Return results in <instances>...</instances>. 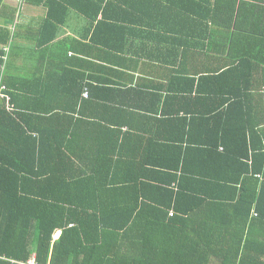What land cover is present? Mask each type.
<instances>
[{"label":"trees","instance_id":"obj_1","mask_svg":"<svg viewBox=\"0 0 264 264\" xmlns=\"http://www.w3.org/2000/svg\"><path fill=\"white\" fill-rule=\"evenodd\" d=\"M49 1L56 0L21 4ZM114 2H105L113 14H103L98 26L111 27L116 16L132 25L139 18L151 25L146 30L158 28L139 39L143 51L158 39L169 47L168 55L182 51L185 62L177 72L186 76L185 85L163 103L160 98L159 116L145 119L152 137L137 150L126 143L133 135L131 127L115 123L112 111L105 117L81 112L94 98L91 86H82L88 99L76 100L81 109L74 111L77 118L68 116L71 127L78 130L87 121L91 127L101 122L112 127L103 141L96 142L94 132L90 140H80V149L48 146L34 134H43L38 130L41 122H54V116L20 111L14 102L17 90L10 93L13 46L11 33L5 31L0 86L6 87L2 94L10 101L0 94V264L26 262L32 256L37 264H260L256 252H264V101L259 91L264 92V83H255L258 57L233 46L234 55L232 49L236 42L255 38L256 32L240 35L246 28L245 0H161L154 4L161 15L155 7L142 6L137 17L115 13ZM116 3L130 11L141 1ZM78 9L93 21L101 6L93 15ZM217 36L231 48L209 45ZM196 39L200 52L191 51H197ZM211 52L230 60L214 71L206 69L209 74L198 81L190 78L187 59H207ZM106 92L100 100L110 109L112 89Z\"/></svg>","mask_w":264,"mask_h":264},{"label":"crops","instance_id":"obj_2","mask_svg":"<svg viewBox=\"0 0 264 264\" xmlns=\"http://www.w3.org/2000/svg\"><path fill=\"white\" fill-rule=\"evenodd\" d=\"M106 1L56 0L51 4L49 1L37 6L22 5V0H0V48L4 47L1 42L5 40V31L9 32L13 21L19 18L15 33L10 32L13 46L9 62V74L12 75L9 83L10 93L11 91L14 93L13 88L17 90L18 101L14 102L18 104L20 111L32 112L40 117L54 116V122H41L42 129L38 130L43 134H34L37 138L45 139L48 146L58 144L66 148L69 145H76L80 149V140H90L94 132V136L97 137L95 141H103L104 135L108 133L107 130L112 127L104 126L101 121V126L91 127L87 121V123L81 122L78 130L71 127L73 121H70L68 116L77 118L74 111L81 109L76 100L82 102V98L88 99L87 87L82 86H91L94 98L90 107L81 109V112L89 116L105 117L112 111L111 114H115L113 116L115 123L120 122V125L125 123L126 126L131 127L130 131L133 135L126 139V143L132 146V150H137L141 144L146 145L148 139L152 137L150 134L152 128L145 119L147 116L152 118L159 116L156 111L160 106V98L163 103L164 99L173 95L172 91L180 92L185 85L186 76L177 72L180 62L182 64L185 62L182 51L177 52L176 55L173 51L172 55H168L169 47L165 42H160V39L154 46L153 42L144 45L147 51H143L139 39H143L142 36L152 33L151 31L157 32L158 28L146 30L151 25L143 23L139 18L135 19L138 23L132 25L127 23L124 17L116 16L115 21L107 23L111 27L98 26L101 19L103 20V14L104 18H110L113 14V11L111 14L110 10L105 9ZM140 1V6L130 11L120 10L116 0L111 8L115 7V13H130L137 17L140 16L142 6L152 9L155 7L154 4H161L159 2L161 0ZM245 3L247 4L244 16L246 28L241 30L240 35L256 32L255 38L250 43L236 42L232 45V49L234 55L237 51H242L248 57L252 53L256 58L258 57L255 83L261 86L264 83V0H245ZM98 4L101 10L93 21L78 9H86L93 15ZM20 6L22 9L19 12ZM180 8L183 9L184 5L181 4ZM171 11L168 10L165 15L169 16ZM154 12L161 15L157 7ZM177 14V11L173 13V15ZM139 31H143L142 35H136ZM162 37L168 40L166 36ZM222 37H215L209 45L214 48L216 44L227 46L222 49L230 47V42ZM193 44H197V51L192 49L191 51L200 52L201 41L193 40ZM212 53L206 54L207 59H202L199 55L190 57L191 60L187 59L192 70L190 78L198 81L199 76L209 74L210 71L215 70V66L226 64L230 60L226 55L210 56ZM217 54H221V51ZM208 64L210 65L205 66ZM245 76L247 73L244 78ZM103 81H111L114 84L98 83ZM158 85L162 87L159 88ZM110 89L112 94L109 97L112 104L109 109L100 98L107 97L106 91ZM259 92L263 95L262 101H264L263 90ZM158 94H160L159 98ZM7 98L10 99L9 95ZM45 112L49 114L44 115ZM137 119L147 125L144 123L139 126ZM118 143L123 142L118 141ZM59 236L60 233L55 238ZM256 255L261 256L260 264H264V252L258 250Z\"/></svg>","mask_w":264,"mask_h":264},{"label":"built area","instance_id":"obj_3","mask_svg":"<svg viewBox=\"0 0 264 264\" xmlns=\"http://www.w3.org/2000/svg\"><path fill=\"white\" fill-rule=\"evenodd\" d=\"M4 90H6V87H5L4 85H1V86H0V94H2V92H3ZM2 95H3V94H2ZM84 95H85V97H86V93H85ZM3 97H6V98H7L6 95H3ZM7 101H8V99H7ZM171 216H173V213H171ZM14 263H16V264H37L36 261H35L34 256H32V257H31L28 261H26V262L18 263V262H15V261H14Z\"/></svg>","mask_w":264,"mask_h":264},{"label":"rangeland","instance_id":"obj_4","mask_svg":"<svg viewBox=\"0 0 264 264\" xmlns=\"http://www.w3.org/2000/svg\"><path fill=\"white\" fill-rule=\"evenodd\" d=\"M19 4H20V3H19ZM21 9H22V8L20 7V8H19V12L21 11ZM18 20H19V18H17L16 20L13 21L12 26L9 28V29H10L9 32H11V31L14 32V31H15V28H16V25H17V23H18V22H17Z\"/></svg>","mask_w":264,"mask_h":264},{"label":"clouds","instance_id":"obj_5","mask_svg":"<svg viewBox=\"0 0 264 264\" xmlns=\"http://www.w3.org/2000/svg\"><path fill=\"white\" fill-rule=\"evenodd\" d=\"M8 99V101L7 102H9L10 101V99L9 98H7Z\"/></svg>","mask_w":264,"mask_h":264}]
</instances>
